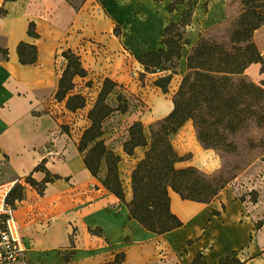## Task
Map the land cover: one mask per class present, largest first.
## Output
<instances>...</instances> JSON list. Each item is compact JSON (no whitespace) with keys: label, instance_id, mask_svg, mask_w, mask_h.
<instances>
[{"label":"crops","instance_id":"1","mask_svg":"<svg viewBox=\"0 0 264 264\" xmlns=\"http://www.w3.org/2000/svg\"><path fill=\"white\" fill-rule=\"evenodd\" d=\"M0 9V172L23 185L22 198L13 202L14 214L33 264H105L116 253H123L121 264H190L198 251L206 264H216L233 251L245 264H264V160L249 167V172H260L251 179L260 190L255 199L246 193L251 183L245 170L209 202L182 199L170 189V208L182 226L163 234L147 231L128 219L124 204L106 188H89L95 177L82 157L75 158L73 136L58 123L55 108L68 109L54 99L60 76L57 57L70 47L59 1L0 0ZM30 21L38 37L27 34ZM20 41L36 46L34 63L19 61ZM251 66L262 78L258 62L244 73L249 75ZM183 125L194 131L191 120ZM196 141L198 149L210 152ZM172 145L180 155L191 152ZM40 163L61 177L47 182L41 194L25 182L30 174L36 181L44 178L43 170L34 169ZM211 210L219 214L211 215Z\"/></svg>","mask_w":264,"mask_h":264},{"label":"trees","instance_id":"2","mask_svg":"<svg viewBox=\"0 0 264 264\" xmlns=\"http://www.w3.org/2000/svg\"><path fill=\"white\" fill-rule=\"evenodd\" d=\"M198 1L167 0L168 12L182 8L178 20L163 27L158 48L138 55L145 71L166 72L154 81L163 92H167L172 77L177 74L183 51L185 70L172 95L170 112L150 122L147 128L141 121L129 127L123 151L133 155L137 148L144 150L130 172L128 199L119 172L120 155L100 139L103 118L114 109L126 111L125 103L119 102L114 108L106 100L114 86L110 78L104 79L87 113L89 124L77 143L78 151L83 152V163L93 177L98 178L100 166L104 164L105 175L100 182L124 204L128 219L136 220L155 234L166 233L183 224L170 208V189L182 199L209 202L250 162L264 159V87L263 83L256 84L244 74L245 68L254 62L260 63V71L264 72V58L253 39L254 31L264 24V0H232L238 6L236 13L230 14L226 8L222 21L198 32L190 42L185 32ZM27 34L38 37L33 21L28 23ZM17 53L23 64L36 61L34 44L20 41ZM2 54L7 58L6 49ZM62 56L66 64L58 78L54 99L64 101L66 109L75 111L84 107L85 97L72 93L73 78L84 76L85 71L79 57L69 48L62 51ZM187 120H191L199 144L218 155L220 163L213 171L205 172L194 165L176 166L187 158L178 154L170 137ZM34 169L43 170L44 178L36 181L30 174L25 182L40 194L47 182L61 178L51 174L41 163ZM22 196L23 185L16 183L8 201L14 205V200ZM210 213L219 214L215 210ZM210 220L208 218L207 222ZM122 260L123 253H116L114 259L105 264H121ZM190 264H206L203 251H198ZM216 264H245V261L233 251L219 257Z\"/></svg>","mask_w":264,"mask_h":264},{"label":"rangeland","instance_id":"3","mask_svg":"<svg viewBox=\"0 0 264 264\" xmlns=\"http://www.w3.org/2000/svg\"><path fill=\"white\" fill-rule=\"evenodd\" d=\"M58 1L59 18L61 16L65 19L63 23L66 28L65 39L70 46L68 48L79 57L80 66L85 71L84 76L75 75L72 89V93H80L85 97L84 107L75 111H65L58 106L55 108L59 118L58 123L62 130L69 131V135L73 136L76 148L75 158L83 157V152L77 150V143L81 132L89 124L87 113L93 106L104 79L110 78L114 82L106 100L114 108L119 102L125 103L126 111L120 112L114 109L103 118L100 139L108 148L120 155V177L125 195L129 198L127 192L130 172L144 150L141 147L137 148L133 155H127L123 151V143L128 139L129 127L133 122L141 121L147 128L150 122L170 112L172 95L185 70V51H183L178 60L177 74L172 77L167 92H163L154 81L166 72L145 71L138 61V55L160 46L163 27L170 21L178 20L182 8L178 7L168 12L167 0ZM226 8L230 14H235L238 6L232 0H199L191 22L186 28L185 37L193 42L198 32L204 31L225 18ZM0 12H2L1 9ZM253 39L264 58V24L254 31ZM57 64L61 74L66 64L62 52L58 54ZM253 67L249 68L250 74L246 76L256 84L263 83L264 87V75L260 76L262 78H257L259 71L257 69L253 71ZM170 140L174 145L180 144L184 148L191 149L190 153L183 154L187 159L178 162L176 164L178 167L191 165L193 161L194 166L210 172L220 163L215 151L202 152L197 148L195 133L191 127L183 125L171 135ZM193 153L194 157H192ZM258 159L264 160L256 158L240 172L245 170L247 184L251 183L254 175L257 176L259 173L258 170L249 172L250 165ZM2 175L3 173L0 172V180L7 181L8 179ZM104 175L105 166L102 163L98 178H91L89 188L92 191L102 190L100 180ZM235 178L230 182L232 183ZM245 178L240 179L242 186H245ZM93 182L95 184H92ZM251 198L253 199V193ZM118 203L121 205L120 202Z\"/></svg>","mask_w":264,"mask_h":264},{"label":"built area","instance_id":"4","mask_svg":"<svg viewBox=\"0 0 264 264\" xmlns=\"http://www.w3.org/2000/svg\"><path fill=\"white\" fill-rule=\"evenodd\" d=\"M15 184V180H0V264H33L28 243L19 232L14 206L8 201ZM246 188L250 198L251 193L256 197L260 192L253 183Z\"/></svg>","mask_w":264,"mask_h":264}]
</instances>
